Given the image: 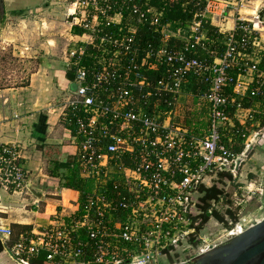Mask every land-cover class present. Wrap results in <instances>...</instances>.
Wrapping results in <instances>:
<instances>
[{
    "label": "built area",
    "instance_id": "2783aa9c",
    "mask_svg": "<svg viewBox=\"0 0 264 264\" xmlns=\"http://www.w3.org/2000/svg\"><path fill=\"white\" fill-rule=\"evenodd\" d=\"M81 1L87 14L73 23L83 31L72 35L65 51L76 87L61 116L76 145L80 176L92 180V187L84 200L79 192L52 212L37 209L47 221L37 219L21 230L10 252L19 264H35L41 254L43 264H164L193 235L199 240L188 214L198 185L211 184L219 171L236 178L246 151L264 133L255 120L262 113L258 104L241 101L247 93L264 96V22L256 11L236 16L223 53L208 60L194 54L206 38L200 19L192 20L185 38L181 26L172 29L146 2ZM247 2L205 0L199 14L208 17L220 3L239 12ZM141 24L159 40L138 41ZM171 37L184 42L170 44ZM202 107L207 127L196 130L185 112ZM237 123L250 130L239 153L230 147ZM22 158L19 142L0 143V213L6 212L4 193L29 192ZM252 185L238 189L263 193ZM241 198L238 209L246 193ZM250 224L237 220L225 227L226 238ZM11 233L0 215V240L7 242Z\"/></svg>",
    "mask_w": 264,
    "mask_h": 264
},
{
    "label": "rangeland",
    "instance_id": "374dc122",
    "mask_svg": "<svg viewBox=\"0 0 264 264\" xmlns=\"http://www.w3.org/2000/svg\"><path fill=\"white\" fill-rule=\"evenodd\" d=\"M258 2V0H255L254 4L256 5ZM7 5V8L5 6L3 8L2 4L0 6V105L3 100V95L1 94L4 88L27 85L29 82H33L36 84L34 87L36 95L42 87L40 82H45L47 85L48 82H46V80L53 76V66L58 67L63 65L65 61V51L73 45L71 28L74 25V17L78 16L81 18V16L87 14L85 12V3H82L81 0H48L46 4L40 8L25 7L23 12H20V10L14 12L12 8H14L15 5L11 3L10 0H8ZM247 8L250 9L244 10V13H238L236 16L248 17L247 14L251 13V9L253 8ZM1 14H3V16H1ZM174 28L176 27L172 26V29ZM181 31L185 38L189 37L192 33L191 25L189 24L188 26L182 27ZM37 85H39V87H37ZM72 87L75 88L76 84L73 83ZM42 89L44 92H48L46 100L48 102L52 101L50 99L52 97L50 95V89L48 90V88L46 89L44 87H42L41 90ZM60 100V103H62L64 97ZM41 104L40 106H44L43 108L49 105L47 102H42ZM53 104L54 103H52V105ZM257 144L258 143L255 141L253 153L245 160L235 183L242 182L240 184L244 186L249 184L250 181H253L255 185H252L251 188L255 190V186H262L263 193L257 191V193L253 194L248 192V189H244L243 191L242 189H238V185H235L234 182L219 183L227 194L223 198V201L217 203L216 208H218L219 212L222 214H224L226 208L232 206L235 208L237 205L236 202L242 199L240 193H246V201L243 202L241 208L237 209V219L244 225L255 223L264 217V155L253 157L257 149L255 148ZM256 155H258V153ZM47 174L51 175L49 171ZM251 176L252 178L250 179ZM37 183L39 184L36 185V187H40L46 191L45 197L47 199H50V197H54L55 199L59 197V195L53 194L59 187H56V184L51 182L47 176L44 181H39ZM16 194H18L19 200L21 201L22 199H20V196L22 194L23 196L27 195L26 191L21 193V195L20 193ZM197 195L199 194L197 193ZM6 201L5 199V203ZM29 206L30 205H27V207ZM7 209L8 208H6L7 213H0V215L8 218V220L2 218V221H9L10 224H12L11 220L17 219L19 210ZM25 214H27V212ZM235 223L232 226H234ZM19 229L20 227L18 225H12L11 237L7 241L11 246H13L16 241V233ZM197 235L199 240H195V238H197L196 234L193 235L188 242L178 247L179 251L176 250L174 252L175 256L170 258V262L162 260L164 264H172L190 258L197 254L200 248H208L224 240L227 236V231L224 224L212 216L197 232ZM7 251L9 253L6 251L0 253V264H16L14 259L11 258V252L9 250Z\"/></svg>",
    "mask_w": 264,
    "mask_h": 264
},
{
    "label": "crops",
    "instance_id": "0c3cea01",
    "mask_svg": "<svg viewBox=\"0 0 264 264\" xmlns=\"http://www.w3.org/2000/svg\"><path fill=\"white\" fill-rule=\"evenodd\" d=\"M47 1L10 0L16 7L12 8V10H20V12H23L25 7L40 8ZM258 1V4L255 5V0H249L246 6H243L239 12H236V8L231 4H228L224 8L223 3H220V6L213 13H208V17L221 30L227 31L236 25V15L238 13H244V10L250 9L247 7L253 8L251 9L252 12L247 15L254 13L261 4V0ZM7 3L8 0H2L3 8L4 6L8 7ZM223 9L224 13L221 14ZM222 15H225L224 20L222 19ZM71 29V39H75V36H72L75 34L73 26ZM54 67L52 69V78L50 77V79L46 80L48 86L45 82H40L42 87L50 89V95L52 96L50 99L52 101L48 102L46 100L48 92H44L43 89L41 90L42 87L35 95L36 90L34 87L36 84L33 82H29L27 85L4 88L1 94L3 95V100L0 105V143L12 141L20 143L23 152L22 161L29 171V182L32 187V189L29 187L30 189L26 193V196L20 194L22 201L19 200L18 194L4 193L3 202L7 205V210H19L17 219L11 220V227L17 224L31 226L30 224L37 219L41 222H46L47 215L42 211H40V214H37V209L44 210L45 208V210L52 212L62 201L68 204L70 199L79 196L77 189L60 186L57 183V178L47 174L54 160H66L68 156L74 157L76 152L75 142L61 116L64 100H66L73 88V77L69 79L65 75L68 70L66 61H64L62 66ZM60 97H64L62 103H60ZM42 102L49 103L48 107L43 108L44 106H40ZM52 103L54 104L52 105ZM257 143L255 146L257 149L253 155L254 158L264 155V133ZM257 153L258 155H256ZM46 176L51 182L56 184V187H59L56 192H53V194L59 195L56 199L54 197L47 199L45 197L46 191L40 187H36L39 184L37 182L44 181ZM5 199L7 200L6 203ZM37 200H39V207L35 204ZM27 205L30 206L27 207ZM26 212L27 214H25ZM4 213H7V211ZM2 218L8 220L7 217ZM7 222L10 223L9 221ZM4 251L8 252L5 249L0 253H4ZM11 258L14 259L12 255ZM14 262L19 264L15 259Z\"/></svg>",
    "mask_w": 264,
    "mask_h": 264
},
{
    "label": "trees",
    "instance_id": "16d2710c",
    "mask_svg": "<svg viewBox=\"0 0 264 264\" xmlns=\"http://www.w3.org/2000/svg\"><path fill=\"white\" fill-rule=\"evenodd\" d=\"M138 3L146 2L147 5L156 8V10L161 12L162 22H170L174 27L188 26L194 18L200 19V29L205 33V39L202 41V44L196 46L197 52L194 54L199 56L202 59L212 60L215 56H220L223 53L225 48V38L227 31L221 30L218 26L213 24L209 17L200 15L199 13L203 12L205 0H134ZM2 0H0V6ZM3 5V4H2ZM19 10H14L18 12ZM124 14H129L128 10L124 11ZM197 14V16H196ZM3 16V14H1ZM242 23L241 20L238 21V24ZM73 31L75 33L83 31L77 25L73 26ZM239 31V30H237ZM136 38L138 41L145 44V42L159 40V34L153 30L148 24H141L138 27L136 32ZM170 44L177 42L178 44H183L181 38L171 37ZM190 54H192L190 52ZM66 77L72 78L73 71L67 70ZM242 104L244 106H251L258 104V107L261 109L262 113L256 115L255 120L260 126H264V96H254L247 93L242 98ZM206 110L202 107L197 110H186V123L192 126H195L196 130L200 127H207L208 120L205 116ZM195 123V125H194ZM197 125V126H196ZM249 125V124H248ZM250 133L249 129H246L244 125L237 123V127L234 128L232 132V142L231 149L234 152H241L244 149L245 140L247 139ZM254 145H251L246 151L247 158L253 153ZM247 158L245 160H247ZM245 160L241 162L238 166V174H240L241 168L245 163ZM52 166L49 168V173L58 179V184L64 187H70L77 189L80 192V199L84 200L86 193L92 187V180L86 179L80 176L78 165L75 161V158L68 156L66 160H54ZM237 178V177H236ZM236 178L224 171H219L216 174V177L213 178L211 184H206L202 182L198 185L199 195L196 197L193 212H189L194 220V228L198 232L212 216H214L218 221L222 222L225 227L232 226L237 219L238 206L235 208L230 207L226 208L224 214L219 212L217 203L223 201V198L227 195L224 191V188L219 185V183L225 182H234ZM252 176L250 177V179ZM238 181V180H237ZM242 182H237L235 185L241 186ZM239 192V190H238ZM241 194V193H240ZM227 201V200H226ZM228 202V201H227ZM236 212H235V211ZM20 229L16 233V237L19 232L23 229H28L30 226L17 224ZM10 251V244L0 240V252L3 250ZM173 257V256H171ZM35 264H43L45 262L44 255L41 254L38 258L33 260ZM170 262V261H169Z\"/></svg>",
    "mask_w": 264,
    "mask_h": 264
},
{
    "label": "water",
    "instance_id": "95a60500",
    "mask_svg": "<svg viewBox=\"0 0 264 264\" xmlns=\"http://www.w3.org/2000/svg\"><path fill=\"white\" fill-rule=\"evenodd\" d=\"M256 15L264 22V2L257 7ZM28 185L32 189L30 182ZM172 264H264V217L190 258Z\"/></svg>",
    "mask_w": 264,
    "mask_h": 264
}]
</instances>
